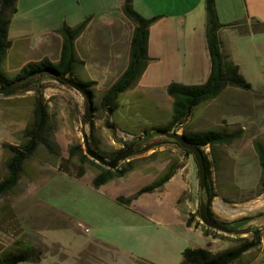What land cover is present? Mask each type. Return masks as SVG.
<instances>
[{"label":"crops","instance_id":"crops-1","mask_svg":"<svg viewBox=\"0 0 264 264\" xmlns=\"http://www.w3.org/2000/svg\"><path fill=\"white\" fill-rule=\"evenodd\" d=\"M215 1L219 20L224 24L218 34L223 49L253 89L244 91L228 87L212 101L232 97V93L238 97L243 93L258 96L262 92L264 95V72L260 69V60L264 63V0ZM123 3L124 0H18L8 32L11 47L5 63L12 67L8 72H18L26 64L44 59L58 62L63 45L59 29L64 25L76 27L90 17L74 46L76 56L84 62L80 69L81 78L97 82L98 92L108 90L127 70L130 62L134 26L122 11ZM133 4L145 18L157 19L150 27L148 53L151 61L139 82L120 95L118 108L112 115L118 129L128 128L132 122L135 124L131 127H137V124L145 128L153 126L155 121L150 118L154 117L144 115V110L147 106L151 112H169L173 99L167 94V88L171 83L201 85L211 73L205 0H134ZM164 102L168 104L166 108ZM235 104L236 101L223 104V109L234 112ZM132 174L139 178L135 172ZM127 176L116 178L99 188L93 185L96 175L77 176V180L84 181L83 188L98 193L101 200L107 199L106 207L115 204L123 209L121 221L125 224L126 216V229L135 231L136 236L144 235L146 225L154 224L152 219L156 214L161 220L158 222L165 219L163 222L166 224H174L188 235L195 236L199 245L191 248H204L211 236L204 237L201 226L195 229L196 218L189 226L187 222L190 218L179 206L181 197L188 193V212L194 215L195 197L201 194L193 162L189 158L161 189L151 193L157 194L153 202L148 199L147 193L130 205L118 202L119 198H130L142 188H130L125 182ZM31 198L18 206L26 232L36 231L46 242L57 244L60 249L46 253L38 262L20 264H153L140 257V253L122 256L113 252L114 249L103 243L85 223L72 221L71 216L63 215L46 200ZM145 209H149L150 214ZM82 231L89 236H82ZM71 236L79 242V246H61L58 240ZM223 236L228 235L224 233ZM152 238L155 239L156 235ZM20 241L31 244L25 234ZM2 251L0 248V253Z\"/></svg>","mask_w":264,"mask_h":264},{"label":"rangeland","instance_id":"rangeland-1","mask_svg":"<svg viewBox=\"0 0 264 264\" xmlns=\"http://www.w3.org/2000/svg\"><path fill=\"white\" fill-rule=\"evenodd\" d=\"M5 62L6 60L2 64L3 71L10 76L16 74L17 72H8L11 66L8 67ZM260 69L264 72V63L261 60ZM79 75L82 77L81 71ZM43 86H45L44 101L56 125L55 140L58 147L55 149V155L40 150L28 160L18 186L0 200V248L3 250L12 248L15 242L20 241L25 234L29 237L31 244L44 251V255L60 249L57 244L46 242L36 231L26 232L23 226L18 206L32 200L31 197H35L46 200V203L56 207L63 215L71 216L72 221L85 223L86 227L93 234L98 235L103 243L109 244L115 253L122 256L140 253L142 254L140 257H144L153 264H181L183 250L199 245L195 236L188 235L184 230L176 228L174 224L172 226L166 224L163 222L165 219L158 222L161 220L156 217L158 216L156 214H153L156 220L151 218L154 224H147L144 235L136 236L135 231L126 229L128 224L126 216L125 224L121 221L124 217L123 209L115 204L109 208L106 207L107 199L101 200L98 193L83 188L84 181L77 180V176H97L100 172L99 168L89 162L82 164L78 156L70 155L71 148L75 146H82L86 154L84 137L87 136L89 139L91 134L90 125L84 119L88 106L96 127L92 143L108 157L107 160H111L113 153L122 149L126 143L137 140L138 145L134 147L135 150L155 144L151 150L137 153L125 161V163L132 162L134 167V170L127 174L129 179L125 181L130 188L135 189L151 184L164 175L169 167L180 168L188 158L193 162V169L199 183L198 167L193 157L185 155L171 139L158 134L162 131L160 128L170 122L172 109L160 114L151 112L146 106L143 114L154 117V119L150 118L151 121H155L153 126L145 128L138 127L137 124V127H131L135 124L132 122L128 125L130 127L118 129L116 122L112 121V116L101 107V99L107 90L98 92L96 86L95 97L91 104L74 88L53 79H43ZM261 93L258 96L243 93L241 97L234 96L232 93L230 94V96L233 95L232 97L208 101L198 106L183 126L171 130L180 134H183L184 130L241 132L240 137L232 144L215 146L213 155L210 147L205 148V153L213 165L212 182L217 194L211 208L215 215L214 219L228 223L231 227H234L235 222L242 218L252 219L264 213L263 169L256 149V143L264 148V95ZM35 98V91L12 96L0 95V181L7 174L5 164L10 157L9 151L3 146L4 144L16 146L23 143V132L33 119ZM232 101L237 103L234 112H225L223 104H230ZM164 105L165 108L168 106L165 102ZM107 121L113 128L106 125ZM152 128H156L153 133L158 136L143 139V131ZM125 163H121L120 166ZM99 164L107 167L102 163ZM132 172L138 174L139 178ZM63 174L66 175L63 176ZM195 184H197L196 178ZM146 196L152 202L157 199L155 193L154 195L147 193ZM201 198L202 193L195 197L196 213L194 215L188 212L186 204L188 193H185L179 201L180 209L186 212L187 218L195 216L197 223L201 222L200 217L197 216ZM145 211L150 214L149 209ZM151 212L154 213V209H151ZM148 219L150 220V217ZM257 222L259 218L251 220L245 228L255 226L261 229V246L245 254L234 264H264V225H258ZM198 227L195 225V229ZM201 231L203 234V229ZM210 232L211 238L207 239L206 244L200 245L215 253L234 247L238 244L239 237L252 239L251 233L223 236L224 233L219 231V233ZM82 233L84 237L89 236L88 233L84 234L83 231ZM155 235L156 238L153 239ZM203 236L208 237L204 234ZM58 241L61 246L73 244L75 247L79 246V242H76L73 236L60 238Z\"/></svg>","mask_w":264,"mask_h":264},{"label":"trees","instance_id":"trees-1","mask_svg":"<svg viewBox=\"0 0 264 264\" xmlns=\"http://www.w3.org/2000/svg\"><path fill=\"white\" fill-rule=\"evenodd\" d=\"M17 1L18 0H0V88L10 89V93L5 96L35 91L36 98L33 119L23 132V143L16 146L9 144H4L3 146L9 151L10 157L5 164L7 174L5 178L0 181V200L8 196L18 186L26 162L35 156L40 150H44L51 155L56 154L55 149L58 147L55 140L56 125L52 117L49 115L47 105L44 101L43 89L45 86H43V79L50 78L63 85L74 88L91 104L95 97V87L97 85V82L95 81L83 80L80 77L79 71L81 67L84 66V62L76 56L74 48L75 40L85 31L91 20L90 17L76 27L64 25L59 29V34L63 38V45L61 59L58 62H52L49 59H44L39 62H30L12 76L3 71L2 64L5 61L8 49L11 47L8 32L11 19L17 11ZM133 3L134 0H124L122 6L124 15L134 26L129 66L123 75L104 93L101 99V107L110 116H112L118 108V99L120 95L134 87L139 82L142 74L151 61L148 53L150 27L156 21L157 17L151 19L145 18L135 10ZM205 7L207 18L206 39L211 58L210 76L208 80L201 85L190 86L171 83L168 86L167 94L173 99L172 117L166 126L160 128L161 130L171 131L180 128L183 126L184 122L191 117L193 111L198 106L217 98L228 87L238 88L244 91H251L253 89L252 85L240 73L239 67L223 49L218 34L224 27V24L219 20L216 1L205 0ZM84 119L87 124L90 125V133L92 134H90L89 137L90 146L94 151L107 159L108 157L101 153L97 146L92 143L93 135L96 131L94 120L88 119L86 116ZM106 125L113 128L109 121L106 122ZM155 130L156 128L144 130L142 138L145 139V137L153 138L158 136L153 133ZM183 135L204 154L208 183L205 189L201 191V199H204L207 204L209 217L215 218L211 209L213 200L217 196L212 182L211 169L213 165L210 162L208 155L205 153V148L210 147L213 155L215 146L232 144L240 137L241 132H228L226 130H184ZM171 141L174 140L171 139ZM174 143L183 150L185 155L193 157L190 151L181 148L176 141H174ZM137 145V140L124 144V147L114 152L110 159L112 160L127 148L131 146L135 147ZM154 146L155 144H150L141 150H134L133 154H131L128 159L137 153L147 152ZM256 149L263 169L264 184V148L262 145L256 143ZM70 155L72 157L78 156L82 164L89 162L99 168L100 172L93 181V185L96 188H99L116 178L124 177L134 170L132 162H124L125 164L121 166L119 165L120 167L118 166L115 169L105 167L86 155L82 146L72 147ZM177 169H179V167H169L164 175L158 177L154 182L142 187L130 198H119L118 202L130 205L141 195L161 189L173 177ZM197 216L200 217L199 210L197 211ZM263 217L264 213L259 214L252 219L242 218L235 222L233 228H245L249 225L251 220ZM194 219L195 216H192L188 220L187 223L189 226L193 224ZM224 224L231 227L228 223ZM198 226L202 227L205 236H209L211 234L210 231L218 232L215 229L205 226L201 222L196 224V227ZM251 234L252 239L239 237L237 245L216 253L201 247L185 248L181 254V264H234L241 260L245 254L258 249L261 246V229L254 226ZM43 255L44 251L37 246L32 244L26 245L22 241H17L12 248L3 250L0 253V264L38 262L42 259Z\"/></svg>","mask_w":264,"mask_h":264},{"label":"water","instance_id":"water-1","mask_svg":"<svg viewBox=\"0 0 264 264\" xmlns=\"http://www.w3.org/2000/svg\"><path fill=\"white\" fill-rule=\"evenodd\" d=\"M10 93V89H2L0 88V95H6ZM85 116L88 119H92V114H91V109L87 106L86 107V112ZM159 135L165 136L168 139H172L176 141L181 148L188 150L191 152L193 155L197 167H198V175H199V186L201 191L205 189L208 183V178H207V169L205 165V158L203 152L196 146H194L188 139L185 138L183 134H180L178 132H171L168 130H162L158 132ZM84 142H85V148H86V154L95 160L98 163H102L106 165L110 169H115L117 168L121 163L125 162L128 160V157L133 154L135 148L134 146H131L127 148L126 150L120 152L115 158L112 160H107L104 158L102 155L97 153L92 149L89 143V139L87 136L84 137ZM199 214H200V219L201 223L204 224L205 226L215 229L219 232L225 233V234H236V235H247L251 233L253 227H248V228H240L236 229L233 227H229L226 224L218 221L217 219L210 218L208 215V208L207 204L204 199H201L200 202V207H199ZM258 225H264V217L259 219Z\"/></svg>","mask_w":264,"mask_h":264}]
</instances>
